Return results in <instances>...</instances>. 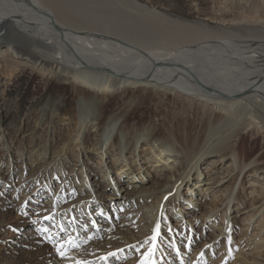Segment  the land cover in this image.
Returning <instances> with one entry per match:
<instances>
[{
    "label": "bare ground",
    "instance_id": "bare-ground-1",
    "mask_svg": "<svg viewBox=\"0 0 264 264\" xmlns=\"http://www.w3.org/2000/svg\"><path fill=\"white\" fill-rule=\"evenodd\" d=\"M141 1L0 0V68L10 73L9 82L2 91L5 95L10 94L17 109L25 114L23 118L30 120V113L35 117L34 125L31 128L20 126L11 142L19 141V138L32 139L41 129L54 135L60 120L68 121L69 125L76 123L75 130H68L66 136L56 140L58 145L52 146L53 151L57 149L52 161L56 156L70 153L69 150L77 151L85 146H92L91 153L110 155L109 145L116 144L120 156L113 157L115 168L99 164L96 177L104 183L111 172H115L119 179H129L126 169L119 166L121 161L127 164L125 152L137 149L142 157L148 158L155 152L146 145L151 140L167 144L184 158L186 166L178 171L181 176L177 177V182L160 189L158 202L151 207L137 203L129 205L125 214H121L124 218L120 219L127 223V227H121V221L113 224H118L119 230L126 233L131 229L138 230L140 237L126 239L123 233L118 232V244L113 246L114 250L104 247L97 250L94 257L88 258L93 260L92 264L114 263V257H108L107 261L101 257L111 252L124 255L121 249L126 252L127 247L123 243H142V247L148 250L158 221L161 226L166 223L164 228L170 226L169 234L177 238L187 223L179 217L180 210L185 209L187 204L200 207L203 205L201 200L209 193L216 194L210 201L217 200L206 218L212 219L211 224L221 214L225 218L219 221L216 230L220 231L214 229L208 233V243L224 237V242L228 244L234 218L240 216L237 220L243 224V236L240 237L239 253L243 252L242 248H251V243L253 248L256 243L258 251L254 258L242 257L241 264H264V182L255 180L257 176L253 175L264 169L257 157L250 159L249 163L245 161L244 153L241 154L236 146L240 133L253 121H256L255 127L264 133V124L260 123L259 114L255 111L264 110V0H217L208 5L205 3L206 7L201 2L196 5L189 2L185 10L174 9L170 5L173 0H149V12L135 5ZM227 11L231 12V17ZM194 26L198 28L197 32ZM170 41L176 45L171 46ZM33 75L44 79L46 91L35 95L29 102L28 88ZM127 91L149 93L150 97L162 102L167 98L184 99L190 106L186 113L191 112L194 106L200 107L206 117L201 115L199 119L204 123L199 122L201 127L198 132H183V137H179L173 130L174 134L170 131L158 134L159 131H155L159 130L156 121L137 125L129 120L130 114L125 111V107L130 108L129 105L120 107L116 103V108L106 114L109 99L114 94L124 99ZM178 124L174 126L169 122L168 126L176 128ZM89 128H94L95 132H89ZM63 139L69 141L59 142ZM91 140L94 144L86 142ZM33 146L41 154L50 153L46 146L41 147L37 143ZM29 151L36 154L32 149ZM98 156L102 158V155ZM154 156L170 165L169 160L157 152ZM213 156L219 158V164L229 159V172H220L214 178H211L212 170L211 175L203 173L201 166ZM183 158L176 159L179 168ZM44 167L48 166L45 164ZM87 168L85 164H79L75 177H79L80 181L89 177L91 173H87ZM234 171L236 178L233 177ZM46 173L48 181L60 175H55L53 170H46ZM27 174L20 171L17 180H25ZM243 175L249 183L248 196L258 200L257 204L245 210H242L241 204L229 200L235 197V187ZM29 177L33 180L38 178L31 174ZM2 179L12 184L10 175ZM225 179L232 183L221 188ZM180 180L183 188L189 183L196 184V188L199 186L200 194L190 185L187 187L189 192L181 195L178 191ZM227 192H232L229 199L219 202L225 199ZM165 197L168 201L180 200L177 205L169 204ZM106 206L111 208L112 204ZM70 212L67 210L63 214L69 216ZM87 215L90 217V214ZM229 217H232L230 222ZM255 222L257 225L253 226ZM253 228L255 230L251 232ZM148 234L149 242L145 243L144 237ZM164 235L162 240H158V248L164 246L160 255H172L169 248L171 238ZM139 258H133L129 264H138ZM155 259L158 261L160 257ZM223 259L219 257L217 261ZM43 260L47 264H76L77 260L84 259L79 256L71 259L54 257L53 260L27 257L19 259L16 264H42Z\"/></svg>",
    "mask_w": 264,
    "mask_h": 264
},
{
    "label": "rangeland",
    "instance_id": "rangeland-1",
    "mask_svg": "<svg viewBox=\"0 0 264 264\" xmlns=\"http://www.w3.org/2000/svg\"><path fill=\"white\" fill-rule=\"evenodd\" d=\"M216 1L173 0L170 2V5L176 10H185L189 2L193 5L201 2L206 7L208 3H215ZM148 2L149 0H142L141 2L135 3V5L139 9L141 8L142 11L149 12ZM227 14L229 17L232 15L230 11H227ZM194 28L195 32H197L198 28L196 26ZM170 44L171 46L176 45L172 41H170ZM7 78L10 79L9 71L0 68V264H16L19 259L27 257L29 259H37L39 257H44V259L48 260H53L54 257L61 259L55 251L54 243L56 245L64 244L67 249V255L71 258L79 256V258L84 259L82 261L88 260L92 264L93 260L88 258L91 256L94 257V252L97 250L103 247L114 250L113 246L118 244V232L123 233L126 239L140 237L138 230L131 229L126 233L125 230H119L118 224L116 226H113V224L116 221L118 223L121 221V227H127V223L120 219L124 218L121 214H125L129 205L137 203L140 206L147 205L151 207L153 203L158 202L160 189L177 182V177L181 176V172L178 171L181 167L185 168L186 166L184 158L180 154L178 156L167 144L163 143V145L151 140L146 145L149 146L150 150L155 152H152L148 158L142 157L140 151L137 149L133 151L127 150L125 152L127 164L121 161L119 166L126 169L130 175L129 179H119L116 177L115 172H111L105 179L107 181L106 183L100 177H96V175L98 168H100L99 164L102 166L107 164L109 169L115 168L112 163L113 157L120 156L119 148L116 144L109 145L108 150L110 155L100 152L91 153L92 146H85L77 151L69 150L70 153L65 152L64 155L56 156L54 163L52 161L53 153L57 149L53 151L52 146L58 145L55 144L57 142L56 140L66 136L68 130H75L76 123L69 125L68 121L60 120L58 121L59 128L54 135L45 132V129H41L40 133H35V137L32 139L23 140L19 138V141L15 140L12 143L11 138L16 137L19 127L28 126L31 128L34 125L35 117L32 115L33 113H30L32 117L30 120L23 118L25 114L20 113L10 94L5 95L3 93L4 85L9 82ZM44 90V79L38 75H33L28 88L27 100L32 102L33 97L37 94L41 95ZM66 90L70 91L68 89ZM118 95L114 94L109 99L106 106V114L111 113L116 108V103L120 107L129 105V109L125 107V111L130 114L129 120L135 122L137 125L149 122V120L156 121L155 125L159 130L156 129L155 131H159L158 134L160 135L165 131L173 133L172 130L179 137H183V132L188 133L189 131L192 132L191 134H194L200 130L201 126L199 122H203L202 119H199L203 115L201 108L194 106L190 109L191 112L186 113V110L190 106H188L187 101L181 98H167L162 102L150 97L149 93L135 91L131 93L127 91L124 93V99H121ZM141 96L144 97L141 98ZM128 98L131 101H128ZM136 98L143 100L136 101ZM255 111L259 114L258 118L260 123L264 124V110L261 112V110L255 109ZM167 115L170 116L167 117ZM169 122H172L174 126L176 123L179 124L176 128H171L168 126ZM255 123L256 121H253V124L251 123L250 126L240 133L236 139V146L241 151V154L242 152L244 153L245 161L247 160L249 163L251 161L250 159L257 157L256 159L261 163V168L264 169V133L257 126L255 127ZM201 129V132H204V128ZM89 132L94 133V128H89ZM151 135H153V132ZM62 141L66 142L69 140L63 139L59 142L62 143ZM86 142L94 144L92 140ZM34 143L39 144L41 147L46 146L50 153L44 152L41 154L39 149L33 146ZM96 143L97 140L95 141ZM29 149H32L36 154H32ZM60 152L58 153L60 154ZM156 152L162 158H167L170 165L167 166L162 160L154 156ZM72 153L76 154V156H72ZM99 154L102 155V158H99L101 157L98 156ZM48 158L49 161H47ZM59 158L63 160L59 161ZM179 158H183L180 168L176 161ZM218 159L217 156L208 159L206 164L201 166V171L203 173H210V170H212L213 173H211L213 176L211 178L218 177V173L220 172L226 173L230 167V160L227 159L225 162L220 163V165ZM215 162L217 163L215 164ZM58 163H60V167H58ZM45 164L48 167H44ZM79 164H85L88 167L87 173H91L89 177L81 181L79 177H75V173L79 171ZM41 166L42 168H40ZM46 170L49 172L53 170L55 175L57 173L60 174L59 178L53 177L49 181L46 180ZM20 171H26L28 173L23 181L17 180ZM214 172L216 173L214 174ZM30 174L38 178L33 180L32 177H29ZM255 174L257 176L255 180L264 182L263 170L253 175ZM9 175L11 176L12 184L10 181H4L2 179ZM244 176L246 175L239 178L238 184L235 187V197L238 196L237 200H234L235 197L229 199L232 192H227L225 199L223 198L219 202H225L227 199L232 200L233 203L237 202V204H241L243 206L242 210L248 209L253 204H257L258 200L248 196L247 187L249 183H247L248 179L244 178ZM233 177H237L235 171L233 172ZM78 180L79 183H77ZM181 180L178 188L181 195L189 192L187 187L189 188L190 185L192 190L200 194L199 186L196 188V184L189 183L187 187L185 186L183 188L181 186ZM227 180L225 179L224 181L226 182L221 183V188L231 185L232 181ZM125 181H132L133 183L128 184ZM46 183L49 184L45 186ZM212 195L216 194L209 193L206 197L204 196L201 200L203 205L200 207L187 204L185 209L180 210L181 214L179 217L185 219L187 223L185 230L177 238L174 239L169 234L170 226L164 228L166 223L162 224L161 237L159 239L162 240L164 234H167L166 236L171 238L170 242H168L172 245L169 246L171 249L170 254L172 255H160L163 250L161 248L164 247L160 246L155 255V257H160L158 259L159 264H181V258H183L184 264H241L242 257H245L243 259H250L257 255L256 243L254 248L252 247L254 244L251 243L249 245L251 248H242L243 252L239 253L238 248L242 244L240 237L243 236L241 233L243 224L237 220L240 216L234 218L229 231L231 238L228 244L224 242V237L214 239L215 242L213 240L211 244L208 243L210 239L208 233L219 228V221L225 218L224 214H221L213 224H211L212 219L206 218L208 211L217 200L215 199V202L210 201ZM179 200V198L174 201H168L167 199L166 202L177 205ZM198 201L200 204V197ZM109 203L112 204L111 208L106 206ZM67 210L71 211L69 216L63 214ZM166 212L169 216L168 209ZM87 213L90 214V217ZM229 214L230 212H228ZM45 216H52V219L46 220L44 219ZM231 218H228L229 222ZM254 225H257V223L255 222ZM221 226L224 228L223 225ZM61 227L65 229L67 227L70 228L61 231ZM41 229H47L48 231L44 232ZM220 230H216V232ZM254 230V228L251 229V232ZM163 232L165 233L163 234ZM48 236L53 238L54 243L47 239ZM148 236L149 234L144 237V241L148 240L149 242ZM69 239L74 241L78 247H70L67 243ZM123 244L127 247L126 252L125 249H121L125 254L120 255L119 252H116L117 256L114 257L115 261L110 264H129L133 258H139L141 256V254H138L139 252H147V248L142 247V243L134 244L136 247H132L133 244ZM177 249L180 250L179 256L176 254ZM172 250L174 251L172 252ZM248 251H250V254L245 255ZM201 253L204 254L202 257ZM108 257L109 259L112 258V256ZM219 257H223V261H217ZM175 258L177 259L176 261ZM47 263L45 260L42 262V264Z\"/></svg>",
    "mask_w": 264,
    "mask_h": 264
},
{
    "label": "snow or ice",
    "instance_id": "snow-or-ice-1",
    "mask_svg": "<svg viewBox=\"0 0 264 264\" xmlns=\"http://www.w3.org/2000/svg\"><path fill=\"white\" fill-rule=\"evenodd\" d=\"M165 200H167V197H165ZM161 215H163V212L161 213ZM44 219L51 220L52 216H45ZM41 231L47 232L48 230L47 229H41ZM61 231H63V229H61ZM169 231H171V228H169ZM160 237H161V224L158 221L155 225V228L153 229V234L150 237L151 246L148 248L146 253H144L140 256L138 264H158V261L155 259V255L157 252L158 240ZM47 239L50 242L54 243L53 238L51 236H48ZM67 243L70 247H73V248L78 247V245L74 241H72L71 239H69ZM145 243H148V240H146ZM54 246H55L57 254L60 256L61 259H71V257L67 255V249L65 248L64 244L56 245L54 243ZM170 246H172V245H170ZM132 247H136V246L133 245ZM176 254H177V256L180 255L179 249L176 250ZM203 255L204 254L201 253V257ZM108 256L116 257L117 253L111 252L107 256L101 257V259L104 261H107ZM76 264H91V262L77 260ZM181 264H184L183 258H181Z\"/></svg>",
    "mask_w": 264,
    "mask_h": 264
}]
</instances>
